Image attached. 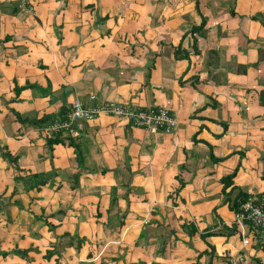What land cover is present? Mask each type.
I'll list each match as a JSON object with an SVG mask.
<instances>
[{
  "label": "crops",
  "instance_id": "obj_1",
  "mask_svg": "<svg viewBox=\"0 0 264 264\" xmlns=\"http://www.w3.org/2000/svg\"><path fill=\"white\" fill-rule=\"evenodd\" d=\"M240 1L0 0V264H264L226 194L264 193V0ZM90 95L175 123L45 129Z\"/></svg>",
  "mask_w": 264,
  "mask_h": 264
},
{
  "label": "built area",
  "instance_id": "obj_2",
  "mask_svg": "<svg viewBox=\"0 0 264 264\" xmlns=\"http://www.w3.org/2000/svg\"><path fill=\"white\" fill-rule=\"evenodd\" d=\"M88 99V104L78 100L71 102L66 114L48 121L45 129L50 133L61 132L67 130L75 120L90 121L101 114L122 118L130 125L149 132H168L175 123L174 117L164 107L144 109L113 100L95 101L94 95H90ZM233 220L236 223H249L264 231V193L248 197L241 202L233 212ZM241 242L245 245L247 239H242ZM226 257L229 264H250L243 253H227Z\"/></svg>",
  "mask_w": 264,
  "mask_h": 264
},
{
  "label": "trees",
  "instance_id": "obj_3",
  "mask_svg": "<svg viewBox=\"0 0 264 264\" xmlns=\"http://www.w3.org/2000/svg\"><path fill=\"white\" fill-rule=\"evenodd\" d=\"M200 24H202V22L200 23ZM66 114V113H65ZM64 114V115H65ZM63 115V116H64ZM63 116H61V117H63ZM42 121H44V119H41L39 122H42ZM53 141H58V140H53ZM50 142H52L51 140H48V143H50ZM232 173L230 174V175H226V176H224V177H222V180H223V189H224V187H226V186H230L231 185V178H232ZM232 189V191H235V192H233V193H230L231 190ZM228 196H229V198L227 199L228 200V208L230 209V210H232L233 212L234 211H236L237 210V208H238V206H239V204L241 203V202H243L244 200H246L250 195L249 194H247V193H245V192H241V191H239V190H234V186H231L230 188H229V190L227 191V193H226ZM233 194V195H232ZM223 230H225V232H226V234H228V233H231L232 232V230L230 229V228H227V227H224L223 228ZM217 232H215V231H213V230H206V231H204V232H202V233H200V237L201 238H203V237H205V236H209V235H215ZM218 233H220V232H218Z\"/></svg>",
  "mask_w": 264,
  "mask_h": 264
},
{
  "label": "rangeland",
  "instance_id": "obj_4",
  "mask_svg": "<svg viewBox=\"0 0 264 264\" xmlns=\"http://www.w3.org/2000/svg\"><path fill=\"white\" fill-rule=\"evenodd\" d=\"M241 3H243V0L240 1ZM252 16L254 17V14H252ZM259 17V16H258ZM39 181V180H38Z\"/></svg>",
  "mask_w": 264,
  "mask_h": 264
}]
</instances>
